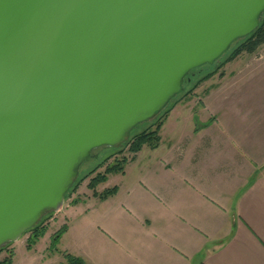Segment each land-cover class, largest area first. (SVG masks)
Returning <instances> with one entry per match:
<instances>
[{"label":"water","instance_id":"1","mask_svg":"<svg viewBox=\"0 0 264 264\" xmlns=\"http://www.w3.org/2000/svg\"><path fill=\"white\" fill-rule=\"evenodd\" d=\"M263 14L264 0H0V248Z\"/></svg>","mask_w":264,"mask_h":264},{"label":"crops","instance_id":"2","mask_svg":"<svg viewBox=\"0 0 264 264\" xmlns=\"http://www.w3.org/2000/svg\"><path fill=\"white\" fill-rule=\"evenodd\" d=\"M188 97L173 103L157 147L143 146L123 173L96 187L116 192L99 199L91 191L62 206L54 232L65 231L53 250L45 255L49 224L26 259L63 264L70 253L87 264H264V141L244 140L250 130L244 135L243 120L219 109L216 97L208 107L217 117L204 120L201 109L180 108Z\"/></svg>","mask_w":264,"mask_h":264},{"label":"rangeland","instance_id":"3","mask_svg":"<svg viewBox=\"0 0 264 264\" xmlns=\"http://www.w3.org/2000/svg\"><path fill=\"white\" fill-rule=\"evenodd\" d=\"M236 44L237 43H234L218 61L213 64H205L195 68L187 75L182 93L192 89L190 90L191 97L180 101L179 103L186 104L184 105L185 108H180L190 109L193 106L194 109H201L202 111L200 110L199 112L201 120L206 119L210 115L216 118V111L211 112L212 108L208 107V100L213 99L214 96L216 97L215 104L218 105L219 109L233 110L234 114H232V116L238 117V120H243L242 127L244 135L250 130V136L248 137L245 135L246 139L244 140L249 143L255 142L258 145L259 142L262 144L264 141V44L259 46L253 53L243 52L232 61H226ZM211 72L214 73L208 77V79H201ZM195 83L197 85L194 86ZM182 93L174 97L161 111V113H163L166 109H170L166 115V119L174 105L173 103L176 100L182 99ZM194 96L199 97L198 99L201 101L200 105H198V101L193 98ZM235 109L241 111V113L245 112V114L240 116L235 112ZM246 114H248L249 117L251 116V120L248 119L247 121L246 118H243ZM148 124L149 123L139 124L131 131L130 135L146 129ZM120 147L121 146L116 147V149H113V147H100L93 151L91 157L81 165L79 175L72 184V190L65 199L63 208H65V205H70L73 200H77L79 197L83 198V195L85 194H90L91 189L88 187V182L93 174L87 175V172L92 170L99 162L107 158L106 163L96 170L100 172L103 171L106 164L113 161V154ZM258 148L259 147H257V150ZM262 148L263 145L260 146V149ZM122 154L127 157L128 161H131V153H129L126 148H124ZM89 203L90 202L83 201V203L78 205L84 206ZM54 216L53 213H48L43 216V219H45L44 223H47L48 225L50 224L52 227V235L54 234V228L57 226V219L60 217L59 223L60 220L62 221V215H59L58 218H54ZM78 221L81 223L82 219H79ZM29 236L30 232L23 233L17 241L11 242L2 247L0 251V262H2L3 259L11 258V264H52L53 261L49 259L45 260V262H42L38 258L33 262L26 259L32 249H28L27 247V238ZM64 238L66 237L64 236ZM46 242L45 245H47ZM48 247L49 250L46 251L45 255H47V253L50 254V250L52 251V248L55 246L52 245L51 248V245L48 244Z\"/></svg>","mask_w":264,"mask_h":264},{"label":"trees","instance_id":"4","mask_svg":"<svg viewBox=\"0 0 264 264\" xmlns=\"http://www.w3.org/2000/svg\"><path fill=\"white\" fill-rule=\"evenodd\" d=\"M236 46L234 47V49L230 52L229 57L226 59V61H232L233 59H235L236 57H238L241 53L246 52V53H253L254 51L257 50V48L259 46H261L262 44H264V14L262 16V19L259 23V26L252 32L250 33L248 36H246L245 38L239 40L236 42ZM214 72H211L207 75H205L204 77H202L201 79H208V77H210ZM186 79V78H185ZM197 83V82H196ZM194 84L197 85V84ZM192 90V89H190ZM185 91L183 94H190L191 91ZM170 109H166L163 113L159 114L156 119L152 122H150L148 124V127L144 130H141L135 134L130 135V137L128 138V140L126 142H124V144L121 145V147L113 154V161L111 163L106 164L105 168L103 171H96L100 166H102L103 164L106 163V159L102 160L101 162H99L92 170L87 172V175H92L89 179L88 182V187L91 189L92 191V195L93 196H97L99 199H105L111 195H113L117 188L116 186L110 187V188H106L104 190H102L101 192H97L96 191V187L99 184L104 183L107 180V176L111 173H122L124 170V166L126 164V162L128 161L127 157L124 156L123 150L124 148H126L128 150L129 153H131V158L133 157V155L135 153H137L143 146H148L150 148H155L158 146L159 142H160V129L162 127V125L164 124L165 120H166V115L168 113ZM119 147V146H118ZM113 149H116V147H114ZM93 154V152H92ZM91 154V155H92ZM122 155V156H120ZM91 157V156H90ZM72 187V186H71ZM71 188L70 190L67 192L65 199L68 197V195L71 192ZM76 200H73L72 203H75ZM45 219H41L39 221V223L26 230L24 233L26 232H30V236L27 238V247L28 249H30L36 242L37 240L42 237L45 232L48 229V224L44 223ZM65 231V226H61L58 230H56L54 232V234L52 235V239L50 241V245H54L56 244L57 240L59 239V237L62 235V233ZM2 248H0L1 251ZM64 258L65 261L63 264H87L83 258L70 254V253H64ZM12 260L11 258L9 259H3L2 262H0V264H11Z\"/></svg>","mask_w":264,"mask_h":264}]
</instances>
